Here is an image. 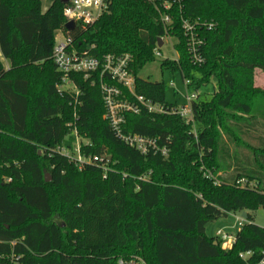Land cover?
Segmentation results:
<instances>
[{
	"label": "trees",
	"instance_id": "obj_1",
	"mask_svg": "<svg viewBox=\"0 0 264 264\" xmlns=\"http://www.w3.org/2000/svg\"><path fill=\"white\" fill-rule=\"evenodd\" d=\"M106 1L75 48L99 58L129 54L136 93L169 104L163 81L139 76L166 35L158 10L147 0ZM64 7L53 0L43 12L41 0H0V264L261 259L264 227L251 212L264 206V108L253 100L263 94L254 74L264 70V0H183L181 11L173 9L169 34L178 39V58L162 59L161 68L189 78L195 90L216 87L192 103L191 123L146 110L126 115L124 132L157 138L169 147L166 157L143 155L117 138L104 118L97 73L70 75L78 94L58 91L51 56ZM182 17L215 23L199 30L202 64L187 52ZM73 128L88 141L84 155L105 156L106 177L101 163L79 169L59 152L73 148ZM243 178L255 188L241 186ZM237 212H247L246 222L224 249L206 227Z\"/></svg>",
	"mask_w": 264,
	"mask_h": 264
},
{
	"label": "built area",
	"instance_id": "obj_2",
	"mask_svg": "<svg viewBox=\"0 0 264 264\" xmlns=\"http://www.w3.org/2000/svg\"><path fill=\"white\" fill-rule=\"evenodd\" d=\"M158 10L161 21L165 27L166 35L164 39L171 37L169 29L173 23V9L182 10L183 0H147ZM108 9L106 0H69L63 9L64 24L61 29V40L55 42L52 61L61 74V83L57 85L58 91H69L78 94V89L70 78L71 74H82L86 79L98 74L100 78V90L105 107L104 118L107 120L111 130L117 138L126 146L136 149L143 155L160 154L164 157L169 154V147L159 143L157 138L140 135L137 133L124 132L126 115L129 113L139 114L146 110L149 113L178 114L187 123L193 122L192 103L199 98L198 90H193L186 95V103L182 106L177 104H161L152 101L135 91L136 76L131 70L132 57L129 54H106L102 58L89 54L87 51L79 52L74 46L75 38L84 32L90 25L94 24L101 15ZM74 22L75 27L69 31L65 28L67 22ZM183 37L185 38L187 52L194 64H202L204 58L201 55V48L204 41L199 36V30H210L215 27V23L207 21L192 22L184 17L179 23ZM173 37V36H172ZM176 38V37H175ZM177 39V38H176ZM178 42V39H177ZM176 42V43H177ZM175 43V44H176ZM162 45V46H163ZM155 58H162L161 47L157 45L154 49ZM178 58V57H177ZM175 58V59H177ZM165 59V58H164ZM171 59V58H169ZM173 60V59H171ZM183 78V77H182ZM186 88H190L191 80L183 78ZM71 135L74 137L73 148L59 147V152L69 161L82 169L86 164H100L103 176L106 177L108 167L104 164L105 156H87L81 151L82 145H87L88 141L83 139L76 128L72 129ZM11 178L8 179L10 181ZM239 184L243 187L255 188V183L247 179H240ZM237 219L238 230L235 234L226 229H217L213 237L224 242L223 248L229 249L236 240L237 232L245 224L246 219L241 212L230 213ZM263 256L256 262L247 261L246 264H264ZM252 253H242L240 256L248 260ZM131 264H146L141 258H133ZM118 264H125L124 260H119Z\"/></svg>",
	"mask_w": 264,
	"mask_h": 264
},
{
	"label": "rangeland",
	"instance_id": "obj_3",
	"mask_svg": "<svg viewBox=\"0 0 264 264\" xmlns=\"http://www.w3.org/2000/svg\"><path fill=\"white\" fill-rule=\"evenodd\" d=\"M43 4L47 3L46 0H42ZM62 33L60 30H56L55 37L56 40H61ZM177 39L175 37H167L164 39V45L161 47L162 58H156L154 62L146 64L143 69L140 71L139 76L143 79L150 81H163L165 84V98L168 103L177 104L182 106L186 103V95L191 94L193 90L191 88H186L184 80L179 72H172L171 70L162 69L160 66V61L164 58L175 59L178 57V51L175 47ZM6 67L8 63L5 62ZM255 87L259 88L263 94L257 95L254 100V107L257 110H263L264 108V70L256 69L254 74ZM215 85L211 84L204 88L198 90L200 98L211 97ZM208 94V95H206ZM73 115L76 116L77 108L76 104L72 105ZM42 155V152H39ZM51 177V176H50ZM253 221L255 224L264 227V206H259L255 211L251 212ZM237 219L235 216L229 214L225 218H221L210 222L206 227V232L208 235H213L217 229H226L227 231L236 233L238 227L236 225ZM222 246L225 245L224 242H221ZM226 249V248H224Z\"/></svg>",
	"mask_w": 264,
	"mask_h": 264
},
{
	"label": "water",
	"instance_id": "obj_4",
	"mask_svg": "<svg viewBox=\"0 0 264 264\" xmlns=\"http://www.w3.org/2000/svg\"><path fill=\"white\" fill-rule=\"evenodd\" d=\"M60 1H61L63 4H66V3H68L69 0H60ZM74 27H75V24H74V22H72V21L67 22V23L65 24V28H66L67 30H69V31L73 30ZM162 45H163V40L160 38V39L158 40V46H159V47H162ZM45 180H46L47 182L51 180V177H50V174H49V173H45ZM242 216H243L245 219H247V212H243V213H242ZM216 243H217V242H215V244H216Z\"/></svg>",
	"mask_w": 264,
	"mask_h": 264
},
{
	"label": "crops",
	"instance_id": "obj_5",
	"mask_svg": "<svg viewBox=\"0 0 264 264\" xmlns=\"http://www.w3.org/2000/svg\"><path fill=\"white\" fill-rule=\"evenodd\" d=\"M47 3L43 4L42 0H41V3H42V11H46L48 9V7L51 5V3L53 2V0H46ZM254 84L256 85L255 83V80H254ZM257 86V85H256ZM208 95V94H206Z\"/></svg>",
	"mask_w": 264,
	"mask_h": 264
}]
</instances>
